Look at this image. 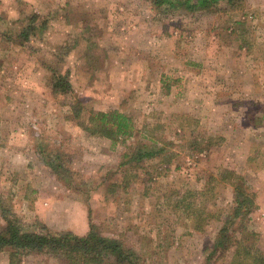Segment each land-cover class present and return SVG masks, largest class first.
Listing matches in <instances>:
<instances>
[{
	"label": "rangeland",
	"instance_id": "374dc122",
	"mask_svg": "<svg viewBox=\"0 0 264 264\" xmlns=\"http://www.w3.org/2000/svg\"><path fill=\"white\" fill-rule=\"evenodd\" d=\"M33 15L46 27L19 46L12 37ZM55 66L69 72L71 94L50 90ZM263 107L264 0L195 13L147 0H0V202L26 225L84 235L90 214L137 264H206L233 200L224 172L264 202V123H251ZM111 110L134 122L135 138L112 144L82 128L90 113ZM139 148L160 152L127 164ZM47 154L59 156L68 185L45 166ZM211 186L197 231L185 206ZM258 209L243 226L264 252ZM21 264L61 263L44 254Z\"/></svg>",
	"mask_w": 264,
	"mask_h": 264
},
{
	"label": "trees",
	"instance_id": "16d2710c",
	"mask_svg": "<svg viewBox=\"0 0 264 264\" xmlns=\"http://www.w3.org/2000/svg\"><path fill=\"white\" fill-rule=\"evenodd\" d=\"M147 1L158 10L195 13L215 8L220 4L227 6L229 9H236V5L241 0ZM37 18V15L28 18L27 24L22 26L17 34L12 37V41L19 46H26L30 43L31 37L35 38L37 36V32L40 35L45 29L46 23L41 22L36 27L34 22ZM62 49L63 51L66 50L62 55H66L68 50L63 46L59 50ZM59 59L55 62L57 66L63 63L61 56ZM57 66L50 69V90L55 96L71 94L72 86L69 72L58 71ZM72 108L74 117L78 118L82 110L81 104L77 101ZM260 112H262V116L251 122L254 123V126H261L264 123V107ZM81 125L90 135L101 136L112 144H115L120 138H135L137 134L134 122L118 110L90 113L86 123ZM159 152L144 151L143 148H139L137 154L133 157L129 156L127 164L133 162L138 164L143 159L152 158ZM124 157H128V155L125 154ZM44 161L45 166L49 168L57 180L66 183L69 171L61 165L59 156L54 154L50 158L47 154ZM121 165H126V162L121 163ZM232 176V172L225 171L224 176H221L220 179V182L228 183L231 186L233 200L227 208L213 244L206 252V264L214 262L219 257H226L229 253H231L229 254L230 261L227 264H264V252L256 245L255 241V237H258V235L247 231L243 226L244 221L248 220L253 211L258 209L256 195L248 189L244 184L245 182L242 181L243 179L237 176L234 180H231ZM214 180L216 179L210 177L209 183ZM212 190L211 186L207 189V192L205 189V191L189 195L190 197L199 198L196 201V207H192V204L185 206L186 209H194L193 212L188 214L194 215L193 225L197 231H201L204 221L209 219L205 213L206 202H203L200 197L206 196ZM202 202L203 205L200 207ZM0 218L3 222L0 227V253L5 251L8 253V264H21L24 257L44 254L55 258L61 264H104L108 261H112V264H137L133 262L135 256L130 251L122 249L119 241L98 233L96 227L90 221V214L87 217L89 228L84 235H77L71 231L52 234L43 225H26L15 214L9 204L2 202H0Z\"/></svg>",
	"mask_w": 264,
	"mask_h": 264
},
{
	"label": "crops",
	"instance_id": "0c3cea01",
	"mask_svg": "<svg viewBox=\"0 0 264 264\" xmlns=\"http://www.w3.org/2000/svg\"><path fill=\"white\" fill-rule=\"evenodd\" d=\"M262 197H263V195H262ZM262 197H261L262 200L258 199V204L257 205L259 207L258 211L264 213V202H263V198Z\"/></svg>",
	"mask_w": 264,
	"mask_h": 264
}]
</instances>
